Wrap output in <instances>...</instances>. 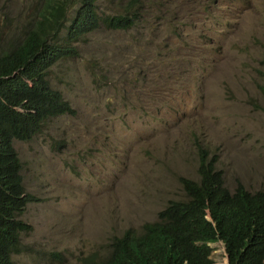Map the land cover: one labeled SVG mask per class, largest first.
I'll return each instance as SVG.
<instances>
[{"label":"rangeland","instance_id":"374dc122","mask_svg":"<svg viewBox=\"0 0 264 264\" xmlns=\"http://www.w3.org/2000/svg\"><path fill=\"white\" fill-rule=\"evenodd\" d=\"M40 2L0 0V45ZM128 11L138 18L131 29L101 27L77 59L49 70L75 115L13 140L25 191L38 198L20 216L29 251L14 264L108 256L113 238L185 198L179 179H199L196 141L218 154L228 190H264V0L97 3L100 17ZM210 246L228 264L223 244Z\"/></svg>","mask_w":264,"mask_h":264},{"label":"trees","instance_id":"16d2710c","mask_svg":"<svg viewBox=\"0 0 264 264\" xmlns=\"http://www.w3.org/2000/svg\"><path fill=\"white\" fill-rule=\"evenodd\" d=\"M99 1L41 0L34 18L0 45V264L29 251L20 236L31 227L20 216L38 201L25 191L13 140L28 142L48 120L75 115L50 86L49 70L77 59L78 44L99 28L127 31L138 21L129 11L100 17ZM260 92L264 99V83ZM195 145L199 179H179L185 198L169 201L140 232L113 238L105 258L87 256L79 264H216L210 244L217 242L228 264H264V190L252 193L241 183L228 190L218 154Z\"/></svg>","mask_w":264,"mask_h":264},{"label":"water","instance_id":"95a60500","mask_svg":"<svg viewBox=\"0 0 264 264\" xmlns=\"http://www.w3.org/2000/svg\"><path fill=\"white\" fill-rule=\"evenodd\" d=\"M227 263H228V259H227Z\"/></svg>","mask_w":264,"mask_h":264},{"label":"clouds","instance_id":"9594fccd","mask_svg":"<svg viewBox=\"0 0 264 264\" xmlns=\"http://www.w3.org/2000/svg\"><path fill=\"white\" fill-rule=\"evenodd\" d=\"M63 97V96H62Z\"/></svg>","mask_w":264,"mask_h":264}]
</instances>
